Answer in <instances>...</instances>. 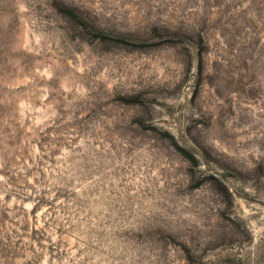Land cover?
Listing matches in <instances>:
<instances>
[{
	"label": "rangeland",
	"instance_id": "rangeland-1",
	"mask_svg": "<svg viewBox=\"0 0 264 264\" xmlns=\"http://www.w3.org/2000/svg\"><path fill=\"white\" fill-rule=\"evenodd\" d=\"M0 264H264V0H0Z\"/></svg>",
	"mask_w": 264,
	"mask_h": 264
}]
</instances>
